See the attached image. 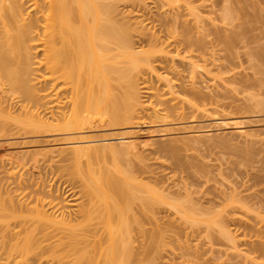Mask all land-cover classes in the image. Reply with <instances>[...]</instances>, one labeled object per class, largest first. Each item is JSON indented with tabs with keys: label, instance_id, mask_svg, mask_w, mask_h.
Listing matches in <instances>:
<instances>
[{
	"label": "bare ground",
	"instance_id": "6f19581e",
	"mask_svg": "<svg viewBox=\"0 0 264 264\" xmlns=\"http://www.w3.org/2000/svg\"><path fill=\"white\" fill-rule=\"evenodd\" d=\"M151 1L159 11L168 9L166 17L150 10ZM172 2L175 4L174 0H0V143L52 137L37 150L20 148L0 155V170L6 181L4 191H0V264H161L158 254L165 247L160 240L165 230H159L154 216L159 207H168L175 212L172 215H179V219L176 216L167 223L168 227L183 223L186 227L187 223L206 230L220 228V234L234 249L237 244L247 248L254 244L257 246L251 249L243 247L251 254L254 248L263 254L264 246H259L257 241L261 240L253 234L257 222L237 216L243 206L233 201L217 213L201 208L188 194L170 197L153 181L156 171L145 164L143 153L153 147L155 136L140 137L145 133L140 128L158 134L177 132L184 121L195 125L198 120H207L210 128L220 129L222 134L233 133L249 140L253 137L241 126L244 117L239 112H264V100L254 96L226 97L230 92L225 84L252 86L248 76H223L233 72L237 50L248 47L249 41L243 40L246 33L239 29L227 35L226 28L220 32V26L212 23L216 30H208L214 38L205 41V20L198 21L202 33L194 22L202 17L200 6V15L198 8L191 6L198 12L191 13L200 17L193 16L191 26L186 20L193 14L183 17L177 10L178 14L172 11L169 15ZM184 12L181 14L186 15ZM262 52L256 54L263 58ZM220 60L227 65L216 64ZM197 74L209 77L213 84L218 82L219 87L223 85L225 95L203 92L208 86L199 83L202 78ZM226 99L231 101L227 103ZM231 111L236 113L231 115ZM105 124L126 133L134 131L116 138L86 134L94 125ZM190 130L184 132L190 139L187 141H204L215 135L209 129ZM171 141L174 139H169L168 145L162 143L167 147ZM171 146L167 148L172 150ZM121 154L126 158L142 155L139 161L143 166L137 165L141 166L139 177L152 184L119 167L114 157ZM29 156L34 166L39 164V156L43 160L55 156L60 161L85 160V169L76 164L74 172L80 189L74 184L68 189L73 196L79 193L75 209L68 198L60 197L40 177L14 173L16 163ZM106 157H113L112 167L104 163ZM100 159L101 163L94 165ZM145 220L153 226L150 231L154 225L153 230H159L158 235L154 232L157 236L152 233L156 237L153 242L147 234L145 241L152 243L151 248L149 243L140 245L129 240L133 231L144 238ZM231 224L237 227L234 231L227 229ZM134 235L131 238L137 239Z\"/></svg>",
	"mask_w": 264,
	"mask_h": 264
},
{
	"label": "rangeland",
	"instance_id": "374dc122",
	"mask_svg": "<svg viewBox=\"0 0 264 264\" xmlns=\"http://www.w3.org/2000/svg\"><path fill=\"white\" fill-rule=\"evenodd\" d=\"M174 1H175L174 3L179 6L177 7L172 2L171 8L173 7V9L171 10L170 8V11L168 12L169 15L171 14L172 11L177 12L178 10L180 12L179 14L184 17L187 15H190L191 12L195 13L197 11L195 9L198 8V6H200L199 8H201L202 11L198 8V12H199L198 15H200V11H201L200 16H202L204 19L202 17L201 19H198L200 17H197L193 13H191L193 14L192 16L191 15L187 16L190 19L188 18V20H186V18H183L182 20L185 19L186 22L187 21L189 22V20L190 21L194 20L195 17H197L196 19H198V20L195 19L197 22L198 21L203 22L205 20L203 24L205 22L206 23L204 25L202 24L204 32L207 31L209 33L208 29H210V32H211L216 27L218 28L220 26L218 28L221 30L220 32L224 31L225 30L224 28H226L225 30L226 34L227 33L230 34L231 32H235V31L240 32L239 29H241L242 32L246 33V38L244 37L245 39L243 38V40L249 41L248 47L245 49L237 50L239 55H238V58L234 60L233 72L224 74L223 76L230 77V76H233V73H236L235 77L238 79L248 76L251 79L250 80L251 82L250 81L249 82L250 84H252V86H248V88H244L243 84L241 83H229L228 85L225 84L226 89L228 90V92H230V94H228L229 96H226V97L244 99L249 96L251 97L254 96L255 99L264 100V62L261 60V59H264V56L263 58H260V56L256 54V52H260V50L261 52L263 51L262 53H264V0H181V1L174 0ZM186 3H188V5ZM148 6L150 10H152L153 12L158 10V8L156 7V4L152 3V1L149 3ZM189 6L190 7L194 6L195 9L191 7L192 8L191 10L193 11L189 10L190 11L189 12L188 11ZM162 10L161 11L158 10V13L159 14L163 13L164 15V13H166L165 11L166 10L168 11V9H165V10L162 9ZM182 10L183 12L187 10L184 12V14L186 15L181 14L183 13L181 12ZM186 12H188L189 14ZM198 12H196V15ZM160 16L162 17V15ZM196 21L194 22L197 25L202 23V22L197 23ZM191 22H189L188 25L191 24L192 26L194 22L193 21ZM207 23L210 26H206ZM212 23L215 24L216 26V27L214 26L215 28L212 27ZM200 26L201 25L198 26L200 30L199 32H201ZM234 27L237 28V30ZM159 28L160 27L158 26L157 30H159ZM212 28L213 30H211ZM160 31H161V28H160ZM194 32H195V29H194ZM204 32H203L204 35L202 37H205L206 35L208 36L207 40L205 38V41L209 42L210 40H213L214 38L213 34L211 36V34L209 33L210 34L209 36L208 33L206 34ZM220 32L219 34L222 35V33ZM224 33L225 32H223V34ZM218 63H224L225 65H227V63L222 60L216 62V64ZM210 68L211 67L209 66L206 69H210ZM196 76L197 77L200 76V78L203 79V76L205 75L197 74ZM205 77L207 78V76ZM200 78H196V79L198 80ZM206 78L202 82H200L202 79L199 80V83L201 84L204 82L203 86L205 87L208 86V88L203 90V92L206 93L208 91L209 92L213 91V92H221L222 95L224 94V89H222L221 87L223 86L221 85L222 82L221 83L219 82L220 83L219 85H221L219 87L217 85L218 82L213 84L210 81L209 77L207 78L209 80L208 82ZM227 90H225V92ZM213 92H210V93H213ZM231 99H226L225 102L229 103ZM229 113H231L232 115V113H236V112L231 111ZM239 114L244 117L241 122L242 123L241 126H243L244 129L247 130L248 133L251 134L250 137L252 136L253 137L252 139L249 138L248 140V139L242 138L241 140V137L233 135V133L232 134L230 133V135L229 133H227L228 136L224 133L222 134V130L217 129V128L212 129V127L210 128V124L208 123L207 120H198L200 123L197 121L198 123L195 124L196 125V128H195V125H192L191 123H189V120H188V121H184L182 125H180L181 130L177 132L168 131L170 133L168 132L160 133L159 132L158 134L157 132H150L152 131V129L151 130L149 129L150 130L149 131L146 128H140L141 133H143L142 130H144L145 132L143 134H140L141 135V136L139 135L140 137H146L149 135L155 136V142L153 144V147L147 150L149 152L143 153V156L145 155L144 157L146 158H144L142 155L138 156V158L137 156H135L136 158H133L134 156L133 157L129 156L126 158L121 154L120 155L121 157L116 155L114 157V160H116L115 163L116 164L118 163L119 167H122V169L124 168L123 170H126V172L131 173L130 175H132L133 173L134 178L137 177V178H140L141 180L142 174L141 172H139V168L141 166L139 167L137 165L138 163L139 165L143 164V162L140 163L139 161L140 159L142 160V157H143L144 159H146L145 164L148 163V165H151L150 168L156 171V174L152 176L153 178L155 177L154 178L155 180L153 179V181L154 182L156 181V183H159L158 187L163 186L164 188L162 187V189L163 190L166 189V193H168L170 197H174V194H179L182 197L188 194L193 199V201L200 204L201 205L200 207L203 209H211L212 211L218 213V212H222L223 209L231 202L232 203L236 202L238 205H241V207L243 206V209L242 208L238 209L237 212L239 213H237V216L242 219L247 218L248 220H252V223L253 221L254 223L257 222V226L255 224L256 226L255 228H257L255 230L257 231H255L253 234L255 235L256 233V236L260 238L261 241L258 240L259 238L257 239L258 241L256 240L258 243H260L259 246L261 245L264 246V243H263V240H264V112H259L258 110L255 109L251 111H240ZM208 125H209V128H208ZM192 126L194 127L192 128ZM182 127L187 128V129L183 131L184 128ZM189 128L194 131L195 129L197 131H199L200 129L202 130L209 129L211 130L210 132L215 133V135L213 136V138H209V139L207 138V140L205 138L204 141H202L204 138L200 139V141L199 140L189 141L190 139L188 138L187 134L184 133V132H188V130H190ZM133 131L134 130L127 131L126 133V131L124 132V130L122 131L121 129L109 128L105 124L103 126L94 125L91 129H89L88 133L86 134L96 136L98 138L102 136L105 137L104 135L106 136L110 135V137L108 136L109 138H112V137L116 138V137L121 136V134L123 133L128 134ZM217 132L219 133V135L216 134ZM111 133H113V135ZM165 135L166 137H164ZM216 135H218L217 137L218 139L216 138L217 140L214 138L216 137ZM174 137H176V141ZM182 137L185 139H183ZM54 138H57V137H54ZM168 138L169 139L172 138L175 141V142L171 141L170 143L172 145V146L170 145L172 150L168 149L170 148V146H167L168 148L166 146L164 147L163 143H165L166 139ZM179 138H182V139H179ZM187 138L189 139L188 141H187ZM50 139H52V137L50 138L31 137V138L19 139V140L8 139V141L4 143H0V155L5 154L7 151L8 152L16 151V150L18 151L20 150V148H26L29 151H34V150H37L39 147L44 146V144H46L44 141L50 140ZM162 139L163 140L165 139V140L163 141ZM169 139L167 140L165 145L166 144L168 145ZM181 140H183V142ZM160 144L161 146H163V148L160 146ZM50 145H52V143H50ZM160 147L162 149L167 148V150L169 151L166 152L167 151L166 150L164 152L160 149ZM121 153L123 152L121 151ZM249 156H252L251 159ZM248 157H249V160L247 159ZM42 158L44 157L42 156L38 157L40 162H38L39 164H36V166L32 164L33 158L30 156L23 160H19L16 163L14 173H16L18 176L21 174H23V176L24 175L27 176L26 174H33L36 177H40L45 185H52L51 186L52 190L54 189L57 193H59L60 197H65L66 199L68 198L67 200L70 201L69 204H71L70 206H72V208H74L73 206L75 205L77 206L79 202L78 200L79 197L77 198L76 196H78L79 193L76 192L77 195L74 194L73 196L71 194H68L69 193L68 189L72 188L73 184L74 186H77V187L79 186L78 185L79 182L76 179L74 172H75L76 164L77 166L80 167L81 170L85 169L86 167L85 160L81 159L78 162H75L73 159L67 160V161L65 160L60 161L58 160L57 156H55V158H53L52 160L50 158H48L47 160H43ZM112 158L110 157V160H109V158L106 157V162H104L106 163V166L107 165L111 167L113 166L112 160H111ZM102 160L100 159L99 161L94 162L95 163L94 165H96L97 163L100 164ZM103 161H105V158ZM101 165H105V164H101ZM128 169L131 170L132 172L131 171L129 172ZM1 172L2 171L0 170V191H4L3 188H5L4 184L6 183V181L4 180V175ZM140 175L141 177H139ZM140 180L138 181L140 182ZM143 182H146V181L143 180ZM143 182H140V184ZM146 183H148V185H151L152 181L151 182L147 181ZM154 184H153V187H154ZM70 185H72V187H70ZM148 185L147 187H150ZM78 188L74 190L79 191L80 188L79 189ZM70 195L73 197H70ZM72 208L70 207V209ZM173 212L174 211L172 210L170 211L168 207H159L158 209H155L154 216L156 217L158 221V225H160V227L158 225L157 226L160 228L159 229L160 231L165 230L163 233L164 237L161 236L164 239H160L165 242L163 243V245L165 244L164 245L165 247L161 245L162 246L161 249L163 253H161L160 255V253L158 254L157 252L158 258L161 257L160 260H162L163 262L162 263L160 262V260H158V262H160L161 264H164V263H167V264H172V263L174 264H264V250H262L263 254H259L260 251L258 253V250L256 252L254 248L251 254L250 253L251 251L250 250L248 251L247 249L249 247H250L249 249L253 248L254 244L253 246L247 245L248 246L247 248L245 244H242V243L240 244L245 246L247 249L239 244L236 245L238 246V248L234 249L232 244L226 241L227 239L225 240V237L222 234H220L219 232L220 228L210 227L209 229V227L208 228L206 227L207 229H209V230H206L204 229L205 228L204 226H200L196 228L197 226L191 227V225L189 224L187 225V223H186V227L184 225L185 223H183L182 225L181 224L175 225V227H173L174 226L173 225L172 226L173 228L171 226L168 227L169 224L167 223L170 220L179 219L178 217L179 215H176V214L172 215L175 213ZM255 216L259 217V218L256 217L258 220L254 218ZM143 217L144 216H142L141 218L143 219ZM175 217L176 219H174ZM146 221L147 220L144 221L145 224L143 226L144 229H146L144 232V238L146 237L145 235L147 234L149 235L150 233L151 235V236L149 235L151 238L150 240L151 242H153L154 240L152 238L154 237V235L155 236L158 235L157 232L159 230L158 229H157L158 231L156 229L153 230L155 228V225H154V228L152 229V231H150V229L153 226L151 227L152 224L147 223ZM236 228L237 227L234 224H231L227 227V229L230 231H234V229ZM154 232L157 235L154 234ZM131 233H133V234H130L131 236L128 234L130 238L132 237V235L135 234L134 231ZM152 233L154 234L153 236H152ZM159 234H162V233H159ZM148 235L145 239L142 237H139L141 235H138V236L136 235L137 239L135 237H133V239L132 238L130 239L129 237L128 238L131 242L135 241V244L136 242H138L137 244L141 242L140 245H142L144 242L145 244L143 245H148L149 243L148 247L151 248L152 243L149 240H148V243H146L147 241H145L148 239L149 237ZM256 236L254 238H256ZM134 238L136 240H134ZM140 238L142 239L140 240ZM155 238L156 237H154V239ZM138 239L139 241H137ZM161 242H158V243H161ZM261 242L263 244H261ZM140 245H137V246H140ZM243 250L248 253H245L246 255L242 254ZM235 253L240 254V255H237ZM244 257H246L247 259L246 258L243 259Z\"/></svg>",
	"mask_w": 264,
	"mask_h": 264
}]
</instances>
